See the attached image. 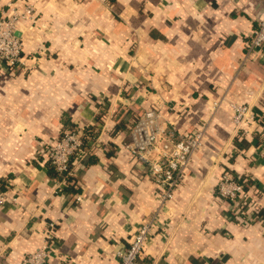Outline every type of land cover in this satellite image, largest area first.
<instances>
[{
	"label": "crops",
	"instance_id": "crops-1",
	"mask_svg": "<svg viewBox=\"0 0 264 264\" xmlns=\"http://www.w3.org/2000/svg\"><path fill=\"white\" fill-rule=\"evenodd\" d=\"M29 5L16 29L28 66L0 62V183L11 197L0 206V264H24L51 224L46 264H120L152 217L140 264H264V52L245 46L264 0H0V11ZM239 104L256 115L245 132L233 122ZM153 107L179 135L205 128L164 205L125 147ZM68 121L97 131L74 160L72 194L57 192L63 182L45 164ZM224 173L255 182L257 218L243 221L219 195Z\"/></svg>",
	"mask_w": 264,
	"mask_h": 264
},
{
	"label": "built area",
	"instance_id": "built-area-1",
	"mask_svg": "<svg viewBox=\"0 0 264 264\" xmlns=\"http://www.w3.org/2000/svg\"><path fill=\"white\" fill-rule=\"evenodd\" d=\"M107 2V0H100ZM33 7L27 6L24 10L14 7L0 11V62L12 70L26 69L28 58L23 54V43L16 35L17 24L20 20L32 19ZM249 54L264 52V16L258 19V26L250 40L246 43ZM233 122L235 127L245 132L248 126L256 123V115L248 104L233 105ZM264 121V120H263ZM205 128L197 129L191 136L179 135L164 117L159 107L145 110L133 123L130 130V139L126 149L135 160L144 165L148 175L157 185L159 201L162 205L172 200L175 191L182 184L187 170L190 168L194 154L202 147ZM82 137L80 134L64 131L56 140L47 143L46 154L52 165L60 174L74 175L70 164L72 158L77 159L82 152ZM264 159V152L262 153ZM72 161V162H71ZM58 188L60 192L66 186L65 178ZM245 179L224 173L218 184V193L231 203L237 215L244 220L255 219V211L249 210L250 187H256L254 181L245 189ZM9 187L2 189L0 184V206L11 197L8 196ZM76 201H80L77 196ZM16 201V199H12ZM257 218V217H256ZM158 225L156 217L142 222L134 234L129 247L119 252L120 264H140V256L145 244L150 239ZM54 225L49 226L44 246L24 259V264H46L48 249L53 237Z\"/></svg>",
	"mask_w": 264,
	"mask_h": 264
},
{
	"label": "trees",
	"instance_id": "trees-1",
	"mask_svg": "<svg viewBox=\"0 0 264 264\" xmlns=\"http://www.w3.org/2000/svg\"><path fill=\"white\" fill-rule=\"evenodd\" d=\"M66 125H67L66 127L68 129L65 130V131L75 132L77 134H80L81 137H82V147H81L82 148L81 149L82 152L78 156V157H80L81 155L85 154L86 152H88L90 150L89 141L96 139V137H97V131L93 127H83V128H79L72 121H70V122L68 121L66 123ZM122 127H123L122 124L116 125L114 127V129H113V132L119 131V128H122ZM61 135H63V133H61ZM45 154H46V148H45ZM45 158H46L45 164L48 167L49 175L51 177L56 178V179L65 178L66 186L64 188H65V191H67L69 194L78 192L77 186H76V180L74 178V175L60 174L56 170L55 166L52 165L51 161L48 159L47 154H46ZM72 161H74V158H72ZM70 169H73V164H70ZM242 179H245V178H242ZM245 180H246V182H245V189H247L248 186L252 184V181L253 180H251L249 178H247ZM0 184L2 186V189H6V187H9V183H7V182H2ZM64 188L59 193H62L63 190H64ZM262 214H264V213L259 212L260 217L262 216Z\"/></svg>",
	"mask_w": 264,
	"mask_h": 264
}]
</instances>
